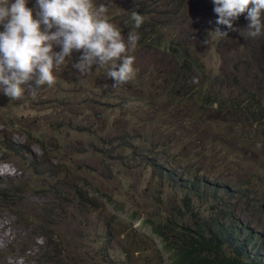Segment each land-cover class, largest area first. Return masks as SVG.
I'll list each match as a JSON object with an SVG mask.
<instances>
[{
    "label": "rangeland",
    "instance_id": "obj_1",
    "mask_svg": "<svg viewBox=\"0 0 264 264\" xmlns=\"http://www.w3.org/2000/svg\"><path fill=\"white\" fill-rule=\"evenodd\" d=\"M100 1L93 0L94 7H98ZM136 1L139 7L144 3L149 5L151 12L148 16L153 15L155 20H160L154 30H159L163 36L169 34V38L175 36L174 38L187 45L186 48L189 47L190 52L198 55L207 75V81L202 82L198 87L207 91L203 95L217 96L214 105H209L207 109L200 105L201 98L198 105L194 100L186 99V104L176 109L184 113V116L177 115L178 117L174 120L175 141L166 150L162 145L159 150H164L169 158L175 157L176 161L181 163L178 173L187 170L185 163L193 162L195 166L203 165L204 169L199 170L198 173L211 181L238 183L245 188L248 185L257 198L239 195L242 204L237 214L252 229H255L256 236L264 237V217L263 221L259 222L260 212L252 214L246 206V202L261 203L264 199V61L261 66L258 63L259 66L256 67L247 63L248 56H252L251 53L248 55L247 50L246 42L249 38H239L242 36L240 31L243 32V28L249 23L245 19L246 13L241 14L239 19L234 21V27L240 31H229L227 37H218L213 31L214 21L210 20L216 14L211 10L214 5L212 0H128L127 3L125 0H116L114 3L116 11L111 12L108 20L114 25L117 24L125 39L127 33L132 31V27L120 22L123 14L127 13L125 3L131 5ZM27 6L33 8L35 16L36 0H27ZM106 16L108 17V14ZM170 22H174V26H168ZM0 31H3L2 25H0ZM259 48H264V44ZM169 52L170 50L165 47L138 46L136 51L130 54L134 57L136 75L130 81L132 87L128 93H131L132 88L146 89L153 83L154 87H157L158 81L162 78L167 81L173 68L172 64L165 61ZM238 55L241 56V69L238 71L239 76H235L236 70L233 73H228L231 72L228 70L234 68ZM72 60L74 62L75 57ZM71 65L72 61L66 60L64 69L55 74V83L51 87L46 84L39 87L34 95L26 92L21 99L11 100L0 92V113L9 115L14 123V127L10 129L13 139L16 142H24L25 135L22 131L29 130L42 138L48 147L49 143L61 145V148L64 146L65 148L58 153V156L62 158L63 164L69 166L67 168L69 173L78 174L82 166L80 152L84 143L89 140L88 136L92 137L89 127L94 129L93 137L99 145L107 139L102 136L114 134L115 144L121 142L117 150L119 152L110 154L111 157H118V160L112 159L111 163L117 165L115 168H118L120 174L119 178L112 182L117 191L119 188L123 191L119 199L146 201L156 205L161 198V202L167 206L174 204L176 196L174 191L164 190L161 182L153 178L152 168L145 164L144 160L152 147L151 139L143 135L142 138L133 140L131 146L122 142L130 140L131 134L140 132L142 116L156 115L151 117H158V121L153 122V125L161 122V112L165 108H159L160 104L154 101L140 111L131 103L120 106L111 101L108 102L113 105L111 107L101 104L94 109L93 93L102 94L103 89H110L109 82L97 76V71L105 68L94 66L91 74L81 75ZM198 82L200 81H195L196 84ZM29 83L35 87V80ZM115 89L121 96L123 95L120 87ZM246 97L249 107L237 108V104H243ZM220 103H223L222 107H219ZM254 112H258V117L254 115ZM93 113L98 115L95 116ZM150 123L143 121L142 125L149 126ZM2 127L4 126L0 122V129ZM125 130H128L126 134L118 136ZM258 144L259 148H257ZM133 146L136 149L134 154L131 152ZM106 147L111 148L109 144ZM145 149L146 151L143 152ZM31 150L38 154L42 152L38 143L32 144ZM125 154L127 157H124V162L121 163L120 157ZM149 156L161 161L159 151ZM19 167L20 165L14 159L7 160L0 151L1 188L7 187L10 192L14 181L21 183L22 188H24L23 183L28 181L41 184L39 180L35 181V178L24 175ZM193 171L191 170V173ZM127 191L136 192V199L127 194ZM159 191L163 193L160 197ZM25 199V204L14 206L0 197V264H46L38 261L41 255L37 250L44 244L46 238L42 231L33 226L35 218L28 215L31 214L32 207L42 205L48 197L45 194L33 193ZM210 205L208 202L206 206ZM130 206L131 209H135V206L139 205L131 204ZM165 208L168 210L166 206ZM21 209L25 211L27 217L24 218L27 222L23 220V214H21L22 217L16 214L15 210ZM107 209L110 215L105 210L88 214L87 220L91 223L85 229L81 224L78 225V219L72 221L70 217L63 218L60 225L58 224L59 231L62 233L58 239L65 240L64 242L59 239L68 244L70 253L76 255L74 261L78 264H143L129 250L122 236H113L110 240L106 236L100 238L108 225L113 224L110 220L113 210L108 205ZM137 212L144 215L141 211ZM116 215L121 217L117 221L123 227L130 224L131 220L127 215L122 213ZM99 221L104 222L103 228L97 227L96 224ZM141 221L142 219L132 221L130 236L138 235L139 232L144 233V237L148 236L155 240L160 247L159 238L154 237L150 228L144 226ZM161 254L160 251L159 256ZM68 264L75 263L68 261Z\"/></svg>",
    "mask_w": 264,
    "mask_h": 264
},
{
    "label": "trees",
    "instance_id": "obj_2",
    "mask_svg": "<svg viewBox=\"0 0 264 264\" xmlns=\"http://www.w3.org/2000/svg\"><path fill=\"white\" fill-rule=\"evenodd\" d=\"M125 1L128 2V0ZM100 2L108 8V17L106 16V18L110 19L111 12L116 11L114 4L116 0H101ZM126 3L127 13L123 14L120 22L125 23L127 21V25L132 27L134 25V21L131 20L132 13L141 14L144 17V23L139 29L133 27L131 29L140 35L137 47L168 48L170 52L165 61L173 65L172 72L168 75L170 77L167 81L163 78L159 80L157 87H154L153 83L146 89L132 88L131 93H128L132 87V83L129 81L120 86L123 91L121 96L118 90L111 87L113 81L110 78L106 79L105 74L108 71V65H106L105 69L97 71V76L108 81L110 89H103L102 94L100 92L93 93L95 98L94 109L95 106L101 104L111 107L113 105L108 103L111 101L120 106L131 103L140 111L154 101L160 104L159 108H165L161 112V122L153 125V122L158 121V117H151L156 115L142 116L141 121H149L151 122L150 125H142L141 122L140 132L131 134L130 140L122 142L131 146L133 140L142 138L143 135L151 139L152 147L148 152V157L144 160L146 161L145 164L152 168L153 178L161 182L164 190L171 189L174 191L175 203L167 206L161 202V198L156 205L146 201L119 199L120 193L123 191H120V188L117 191L112 182L118 179L120 174L118 168H115L117 165L111 163L112 159L118 160V157H111L110 154L119 152L117 150L121 142L115 144L114 137L116 136L114 134L102 136L107 139L99 145L93 137L94 129L89 127L92 137L88 136L89 140L84 143L80 152L82 154L80 173H69L67 171L69 166L63 164L62 158L58 156V153L65 148L64 146L61 148V145L49 143L50 146L48 147L42 138L29 130L22 131L25 135L24 142H16L10 131L14 127V123L9 115L2 113H0V122L4 127L0 129V151L7 160L14 159L20 165L19 168L22 169L24 175L27 174L30 178H35V181L39 180L41 184L28 181L23 183L24 188H22L21 183L14 181L11 187L13 189L10 192H8L7 187H0V197L9 205L20 206L21 203L25 204L24 200L30 194L47 195L48 200L42 205L32 207L30 209L31 214L28 215L35 218L33 226L42 231L46 238L44 244L40 246L41 248L37 249L38 254L41 255L38 261H43L46 264H68V261L78 264L74 261L76 255L70 253L68 244L61 242H65V240L59 238L60 241L58 239L62 234L58 224L60 225L63 218L70 217L72 221L78 219V225L81 224L85 229L91 223L87 220L88 214L97 210H105L110 215L107 205L115 211H111L110 220L113 221V224L108 225L100 238L106 236L110 240L113 236H122L126 246L143 264H264V237L256 236L255 229H252L237 214L242 204L240 196L257 198L250 187L248 185L246 188L241 187L238 183H221L220 180L211 181L208 177L199 175V170L204 169L203 165L195 166L193 162L185 163L188 172L182 170L181 173H178L177 170H179L181 163H178L175 157L169 158L164 150H159L161 145L166 150L175 141L176 125L174 120L178 117L177 115L184 116V113L176 109H180L186 104V99L194 100L198 105L201 98L200 105H203L204 109H207L209 105H214L217 96L203 95L207 91L198 87L202 82L207 81L204 64L199 61L198 55L190 52L189 47L186 48L187 45L184 42L174 38L173 33L174 37L169 38V34L163 36L159 30H154L160 20H155L153 15L148 16L151 12L149 5L144 3L143 6L139 7L137 1L131 5ZM213 9L214 5L211 7L212 12H214ZM216 17L215 14L214 17L210 18L211 22L214 21L215 24L213 30L217 27ZM173 24L174 22H170L168 26H174ZM115 26L117 27V24ZM243 32H247L246 26L243 28ZM239 38H244V36ZM246 43L248 55L249 53L252 54L251 57L248 56V62H246L250 66L256 67L259 64L261 66L264 61V48L259 47L264 44V36L262 38H249ZM136 49L131 53H134ZM54 50L58 51L59 46H56ZM80 54L73 52L74 61L78 60ZM240 59L241 56L238 55L234 68L228 70L231 71L228 73H233L236 70L235 76H239ZM194 81L200 82L196 84ZM247 99L246 97L243 104L238 103L237 108L249 107ZM222 105L223 103H220L219 107ZM169 108L171 110H168ZM258 112H254L256 117H258ZM93 114L98 115L97 113ZM17 130L20 129L17 128ZM127 132L128 130H125L118 136ZM34 143L41 146V154L32 152L31 147ZM107 144L111 146L110 149L106 147ZM135 150L133 146L132 154ZM145 151L146 149L143 152ZM157 151L160 152V162L156 157L149 156ZM124 157H127V154L120 157L121 163L124 162ZM191 170L194 171L191 173ZM25 192L27 193L24 194ZM159 192L160 197L163 193ZM126 193L136 199V192L127 191ZM208 202H210V206H206ZM131 204H137L141 207L135 206V209H131ZM161 204L164 206L162 207ZM246 206L252 214L260 212L258 221H263L264 199L261 203L246 202ZM15 211L20 217L23 214V220L27 222V219L24 218L27 216L23 209ZM137 211L143 212L145 216ZM119 213L130 218L131 222L128 226L123 227L117 221V219H121L116 215ZM140 219H142L141 222L144 226L150 228L151 234L159 238L160 247L155 240L148 236L144 237V233L139 232L138 235L130 236L132 221ZM96 225L98 228L105 226L102 221L97 222ZM160 251L162 254L159 256Z\"/></svg>",
    "mask_w": 264,
    "mask_h": 264
},
{
    "label": "clouds",
    "instance_id": "obj_3",
    "mask_svg": "<svg viewBox=\"0 0 264 264\" xmlns=\"http://www.w3.org/2000/svg\"><path fill=\"white\" fill-rule=\"evenodd\" d=\"M212 2L217 14L213 31L218 37L240 31L234 21L244 13L249 23L247 32L240 34L244 38L264 36V0ZM36 9L34 17L27 0H0V92L4 95L19 100L26 92L34 95L45 84L51 87L66 60L81 75L91 74L94 66L110 65L105 75L113 81V88L134 79V57L129 53L136 49L140 35L129 31L125 39L122 30L106 18L105 4L94 7L93 0H36ZM131 20L134 29L144 23L138 12L132 13ZM220 25L228 31H222ZM56 46L59 51L54 50ZM74 51L81 54L73 62ZM32 80L35 87L29 83Z\"/></svg>",
    "mask_w": 264,
    "mask_h": 264
},
{
    "label": "water",
    "instance_id": "obj_4",
    "mask_svg": "<svg viewBox=\"0 0 264 264\" xmlns=\"http://www.w3.org/2000/svg\"><path fill=\"white\" fill-rule=\"evenodd\" d=\"M220 28H221V30H223V31H228L227 28H226V26H224V25H221Z\"/></svg>",
    "mask_w": 264,
    "mask_h": 264
}]
</instances>
